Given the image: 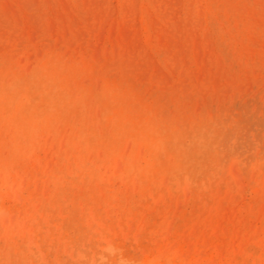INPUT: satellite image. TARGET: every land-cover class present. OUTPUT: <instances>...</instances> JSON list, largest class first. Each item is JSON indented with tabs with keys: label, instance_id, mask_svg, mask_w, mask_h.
<instances>
[{
	"label": "rangeland",
	"instance_id": "rangeland-1",
	"mask_svg": "<svg viewBox=\"0 0 264 264\" xmlns=\"http://www.w3.org/2000/svg\"><path fill=\"white\" fill-rule=\"evenodd\" d=\"M215 214L261 263L264 0H0V264H186Z\"/></svg>",
	"mask_w": 264,
	"mask_h": 264
},
{
	"label": "bare ground",
	"instance_id": "bare-ground-1",
	"mask_svg": "<svg viewBox=\"0 0 264 264\" xmlns=\"http://www.w3.org/2000/svg\"><path fill=\"white\" fill-rule=\"evenodd\" d=\"M209 217L210 225L206 228L194 226L187 229L182 236L184 246L180 247L179 242L175 245L178 249L176 257L186 264H240L238 258H242L243 264H248L251 254L246 251L243 240L246 229L237 225L240 219L235 218L234 214ZM225 220H230L233 227H226ZM174 226V219L167 221L164 227L166 234L163 235L166 240L173 233ZM258 237L259 234L252 236L250 243L261 245L264 249V241H259ZM260 260L261 263L256 261L255 264H264V258Z\"/></svg>",
	"mask_w": 264,
	"mask_h": 264
}]
</instances>
